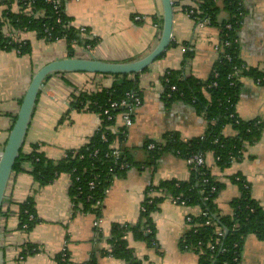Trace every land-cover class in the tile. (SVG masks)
<instances>
[{
  "label": "crops",
  "instance_id": "1",
  "mask_svg": "<svg viewBox=\"0 0 264 264\" xmlns=\"http://www.w3.org/2000/svg\"><path fill=\"white\" fill-rule=\"evenodd\" d=\"M0 0V22L7 10ZM228 0H217V23L231 19ZM245 18L239 31V56L249 68L264 71V0H242ZM175 7L173 35L170 47L146 72L139 74L142 105L133 116L134 124L127 130L122 142L112 148L136 164L124 175L113 179L100 205L99 216L92 213L72 216L69 196L70 175L63 174L50 185L41 187L28 172H13L7 187L0 218L1 246L4 264H57L55 257L67 250L70 264H127L108 255L109 240L114 225L136 226L141 218V206L147 197H156L153 188L164 181H189L191 168L187 162L172 153L150 159L148 142H164V135L177 133L181 140L204 136L208 123L189 104L165 103L163 75L169 70H181L186 77L207 81L220 59L217 51L222 36L215 26L195 30V22L183 7L191 0H179ZM14 9V8H13ZM161 0H68L64 13L74 27H86L96 44L91 53L80 52L83 58L107 62H130L148 55L158 44L162 29ZM136 18H140L137 20ZM3 32L16 40L30 42L32 52L20 56L16 51L0 50V156L20 110L22 100L32 77L45 65L67 58L63 40L47 43L36 33H22L6 23ZM191 46L192 58L184 65L183 46ZM134 78V76L132 77ZM237 112L246 122L264 119V84L242 77ZM113 76L68 73L50 76L43 84L37 106L23 146L29 154L33 146L48 158L59 160L67 150L85 146L103 126V119L94 112L71 110V101L80 93H94L109 87ZM120 115L115 120L114 132L123 129ZM52 133H54L52 135ZM224 134H233L230 127ZM206 167L224 184L216 203L221 215L231 214V203L240 196L233 178L240 176L251 185L252 197L264 210V133L255 144L248 145L242 156L221 171L212 154L205 157ZM34 197L40 222L30 233L19 230L20 204ZM201 213L199 207L173 204L168 198L152 214L155 226V244L134 238L131 232L125 239L134 256L142 264H198V255L184 250L183 240L191 230L188 217ZM101 219L100 227L95 222ZM27 244L39 251L21 260ZM94 257V258H93ZM94 259V262L92 261ZM240 264H264V240L249 236L241 253Z\"/></svg>",
  "mask_w": 264,
  "mask_h": 264
},
{
  "label": "trees",
  "instance_id": "2",
  "mask_svg": "<svg viewBox=\"0 0 264 264\" xmlns=\"http://www.w3.org/2000/svg\"><path fill=\"white\" fill-rule=\"evenodd\" d=\"M217 0H202L195 16L198 18L209 17L213 26H216L219 8ZM242 0H228L227 10L231 13V19L222 23H232L236 28L239 17L238 3ZM28 2H32L35 11L44 10V18L27 16L25 8ZM7 10L4 20L0 22V50L16 51L20 56L30 55L32 46L30 42L18 41L4 34L3 29L8 23L14 31L22 33H36L39 39L47 43H54L66 37L67 57H77L73 41L80 43L76 29H65L64 23H70L63 11L58 15L54 7L47 0H7L4 2ZM179 6L176 2L174 7ZM14 8V9H13ZM184 11L188 7L182 8ZM199 12L201 14H199ZM245 13V10H244ZM246 14V13H245ZM63 19V24L57 22L58 17ZM236 17V18H235ZM163 24V22H162ZM239 29V31H240ZM227 32L226 39L232 44L225 48V54L231 57L228 60L222 56L215 64L218 77L214 74L207 81H201L193 76L186 77L181 70H169L162 77L165 87V103L170 106L181 102L195 108L198 115L203 116L208 123L204 136L190 140H181L177 133L164 135L165 148L162 152H149L150 159L159 158L165 153L175 154L184 160L193 154H202L205 157L212 154L216 160L217 167L224 171L228 169L235 159L242 156L245 147L255 144L264 133V119L246 122L240 118L237 112V104L240 98V78L249 77L260 84H264V71L247 67L241 60L239 53V34ZM95 46L96 40L90 42ZM165 54V53H164ZM164 54L160 57L162 58ZM159 58V59H160ZM192 58V52L185 54L184 65ZM146 69L143 72H146ZM240 71L239 77L235 75ZM104 76V75H103ZM107 76V75H105ZM134 76V78H132ZM138 75L113 76L111 86L100 88L94 93L83 92L74 96L71 101V110L94 112L103 119L101 129L90 138L89 142L79 148L67 150L63 158L53 160L39 151L40 145L33 146L29 154L20 152L13 172L25 171L23 164H29L28 172L33 175L35 181L41 186H47L55 182L61 175L67 174L71 177L69 196L72 201V216L77 214L92 213L99 216L100 205L104 201L113 179L124 175L127 171L136 167L131 158H107V154H113L117 149L112 148L115 141L122 142L126 136L124 128L114 132L116 117L124 110L111 112L113 120L109 121L104 111L110 108L113 102H121L127 98L128 93H134L141 97ZM49 78V77H48ZM168 80V82H166ZM216 83V86L213 84ZM175 87L176 90L172 88ZM230 127L233 134H224L225 128ZM103 136L106 139H103ZM155 143V142H148ZM122 154V153H121ZM127 165V169L120 170V165ZM203 173H205L203 175ZM240 190V196L231 203V214L221 215L216 200L224 188V184L217 180L211 171L205 166L191 170L189 181L177 180L164 181L153 188L156 197H147L142 207L140 221L136 226L114 225L111 232V251L107 253L114 259L123 260L127 264H142L134 256L133 250L125 239L127 233L131 232L135 239L155 244V226L152 214L159 205L167 199L180 198L189 206L199 207L201 214L193 217L191 230L183 240L181 246L184 250H191L198 255V264H240L241 253L245 241L249 236L264 240V210L252 197L251 185L242 177L233 178ZM94 182L95 187L90 184ZM213 187L216 188L212 192ZM203 213H207L204 216ZM19 230L30 233L40 222L34 197L28 198L20 204ZM210 221V224H206ZM151 230V233H147ZM224 233L219 236L218 231ZM39 250L34 245L27 244L21 255V260L36 254ZM94 258V257H93ZM57 264H70L68 251L60 253L55 257ZM94 262V259L92 260Z\"/></svg>",
  "mask_w": 264,
  "mask_h": 264
},
{
  "label": "water",
  "instance_id": "3",
  "mask_svg": "<svg viewBox=\"0 0 264 264\" xmlns=\"http://www.w3.org/2000/svg\"><path fill=\"white\" fill-rule=\"evenodd\" d=\"M162 29L158 44L143 58L130 62H107L95 58H64L43 66L33 77L22 100L19 113L10 132L7 144L0 156V218L7 187L14 165L23 149L26 136L37 106L43 84L55 74L86 73L107 76L138 75L150 68L170 47L173 35L175 7L172 0H161ZM1 240V235H0ZM0 264H4V252L0 243Z\"/></svg>",
  "mask_w": 264,
  "mask_h": 264
},
{
  "label": "built area",
  "instance_id": "4",
  "mask_svg": "<svg viewBox=\"0 0 264 264\" xmlns=\"http://www.w3.org/2000/svg\"><path fill=\"white\" fill-rule=\"evenodd\" d=\"M68 0H47V3L51 4L54 9L56 14H60L61 11H63V5H65V3ZM172 2L175 4L176 2H179V0H172ZM202 3V0H191V5L188 7L189 9L186 10L187 15L195 22V30L196 31H200L202 29H204L205 27H209V26H213L211 19L209 17H205V18H198L195 16L196 14V10H198L200 4ZM238 11H239V17L237 18L238 20H236V24L241 27L243 25L244 22V18H245V13H244V5L243 2L240 1L238 3V7H237ZM25 13L27 16H32L36 19L38 18H44L45 17V11L44 10H38L35 11L34 6L32 4V2H28V4L26 5L25 8ZM199 14H201L199 12ZM236 18V17H235ZM137 20H140V18H136ZM57 22L59 24H63V19L60 18V16L57 19ZM64 28L65 29H70V28H74L76 29L78 36L80 38V43L78 41H73V47L75 48V52L77 57H81L80 56V52L82 50V52L85 53H91L93 51V46L91 45L90 42L95 41V37L92 34L91 31L88 30V28L86 27H74L71 23H64ZM218 31H220L221 36H222V41L219 45V47L217 48V51H219L220 54V58L222 56L226 57L228 60H231V57L229 55H224L225 54V48L229 47L232 43L226 39L227 37V32H233V33H238L239 34V29L236 28L235 26H233L232 23H218L215 26ZM237 34V35H238ZM12 39L16 40V37L10 36ZM63 41L66 42V37L62 39ZM19 41V40H18ZM183 52L186 54L187 52H192L193 49L191 46H183ZM18 53V52H17ZM212 73L214 74L215 78L218 77V74L216 72V70H213ZM240 71H237L235 73L236 76L239 77L240 75ZM166 82H168V80H166ZM260 84V80L257 81ZM217 84L214 83L213 86H216ZM173 90H176L175 87L172 88ZM142 99L140 96L134 94V93H128L127 94V98L122 100L121 102H113L110 106V108L106 109L104 111L105 116H107V119L109 121H112L114 118L111 114L112 111L114 110H119L122 109L124 110L123 112H121L119 115L122 118L123 121V126H124V134L127 132L128 129H130L133 124H134V120H133V116L134 113L136 112V110L142 105ZM117 118V117H116ZM103 139H106L103 136ZM165 148V142L163 143H149L147 145V151L151 152V151H158V152H162ZM121 152L119 150H115L113 152V154H107L106 157L110 158H119L121 159ZM238 159H235L234 161H236ZM185 161L187 162L188 166L191 168V170L195 169V168H202L206 166V160H205V156L202 154H193L191 156H188ZM233 161V162H234ZM120 170H125L127 169V165L125 164H121L120 165ZM205 173H203L204 175ZM91 188L95 187L94 182H92L90 184ZM216 188L213 187L212 192H215ZM167 198L173 203V204H177V205H181V206H189L188 203L186 201H181L180 198H172L171 196H167ZM101 205V204H98ZM141 211H145V208L141 206ZM201 214V213H200ZM199 214V215H200ZM204 216H207V213H203ZM193 217H188L187 218V222L188 224H192L193 223ZM102 223L101 219H97V221L95 222V228L100 227V224ZM206 224H210V221H207ZM147 233H151V230H147ZM219 236H223L224 233L222 231H218ZM67 250H63L62 253H65Z\"/></svg>",
  "mask_w": 264,
  "mask_h": 264
},
{
  "label": "rangeland",
  "instance_id": "5",
  "mask_svg": "<svg viewBox=\"0 0 264 264\" xmlns=\"http://www.w3.org/2000/svg\"><path fill=\"white\" fill-rule=\"evenodd\" d=\"M54 133H52V135H53Z\"/></svg>",
  "mask_w": 264,
  "mask_h": 264
}]
</instances>
